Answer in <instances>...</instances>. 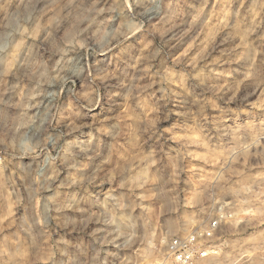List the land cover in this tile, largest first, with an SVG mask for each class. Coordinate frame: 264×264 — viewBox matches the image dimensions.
Returning <instances> with one entry per match:
<instances>
[{
    "label": "clouds",
    "instance_id": "1",
    "mask_svg": "<svg viewBox=\"0 0 264 264\" xmlns=\"http://www.w3.org/2000/svg\"><path fill=\"white\" fill-rule=\"evenodd\" d=\"M0 264H264V0H0Z\"/></svg>",
    "mask_w": 264,
    "mask_h": 264
}]
</instances>
